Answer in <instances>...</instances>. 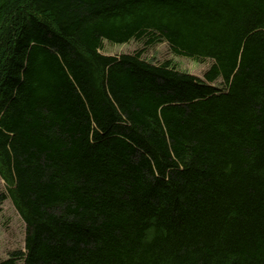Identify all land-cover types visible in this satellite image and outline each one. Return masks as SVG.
Instances as JSON below:
<instances>
[{
	"label": "trees",
	"instance_id": "1",
	"mask_svg": "<svg viewBox=\"0 0 264 264\" xmlns=\"http://www.w3.org/2000/svg\"><path fill=\"white\" fill-rule=\"evenodd\" d=\"M0 177V264H264V0H0Z\"/></svg>",
	"mask_w": 264,
	"mask_h": 264
},
{
	"label": "rangeland",
	"instance_id": "2",
	"mask_svg": "<svg viewBox=\"0 0 264 264\" xmlns=\"http://www.w3.org/2000/svg\"><path fill=\"white\" fill-rule=\"evenodd\" d=\"M138 50H141L142 57L148 61L160 64L168 60L177 69L200 78L212 63L209 58L198 60L176 55L166 41L145 45L144 40L131 39L125 43H112L104 39L100 48V52L107 55L132 53ZM213 85L222 87L220 80ZM9 187V183L0 177V262L12 258L15 251H25L26 224L11 200ZM22 262L23 257L19 256L15 258L14 264Z\"/></svg>",
	"mask_w": 264,
	"mask_h": 264
}]
</instances>
